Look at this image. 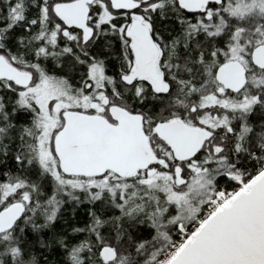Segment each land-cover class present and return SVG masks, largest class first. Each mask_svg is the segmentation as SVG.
Wrapping results in <instances>:
<instances>
[{"label":"snow or ice","instance_id":"obj_1","mask_svg":"<svg viewBox=\"0 0 264 264\" xmlns=\"http://www.w3.org/2000/svg\"><path fill=\"white\" fill-rule=\"evenodd\" d=\"M0 264H264V0H0Z\"/></svg>","mask_w":264,"mask_h":264}]
</instances>
